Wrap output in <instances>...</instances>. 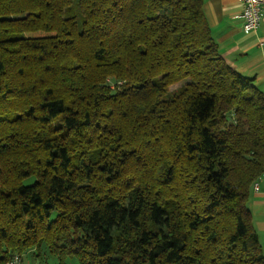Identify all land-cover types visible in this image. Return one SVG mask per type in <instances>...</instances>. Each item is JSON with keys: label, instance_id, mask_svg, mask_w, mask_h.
I'll list each match as a JSON object with an SVG mask.
<instances>
[{"label": "trees", "instance_id": "16d2710c", "mask_svg": "<svg viewBox=\"0 0 264 264\" xmlns=\"http://www.w3.org/2000/svg\"><path fill=\"white\" fill-rule=\"evenodd\" d=\"M263 173L204 0H0V264H264Z\"/></svg>", "mask_w": 264, "mask_h": 264}, {"label": "crops", "instance_id": "0c3cea01", "mask_svg": "<svg viewBox=\"0 0 264 264\" xmlns=\"http://www.w3.org/2000/svg\"><path fill=\"white\" fill-rule=\"evenodd\" d=\"M242 9L239 0H204L205 14L221 55L239 73L254 78L264 94V6L259 28L250 32L243 30L239 18ZM257 184V189L252 187L249 207L264 252V173Z\"/></svg>", "mask_w": 264, "mask_h": 264}, {"label": "built area", "instance_id": "2783aa9c", "mask_svg": "<svg viewBox=\"0 0 264 264\" xmlns=\"http://www.w3.org/2000/svg\"><path fill=\"white\" fill-rule=\"evenodd\" d=\"M243 9L239 15L242 23L243 30L246 32L256 31L263 16L264 0H239ZM254 187L257 189V182L254 183ZM5 264H24L21 254H14L9 258Z\"/></svg>", "mask_w": 264, "mask_h": 264}, {"label": "rangeland", "instance_id": "374dc122", "mask_svg": "<svg viewBox=\"0 0 264 264\" xmlns=\"http://www.w3.org/2000/svg\"><path fill=\"white\" fill-rule=\"evenodd\" d=\"M186 81L176 83L170 86V90H175ZM24 256V264H58L57 259L47 251H43L39 257H36L33 253H26ZM72 264H76L75 261Z\"/></svg>", "mask_w": 264, "mask_h": 264}]
</instances>
